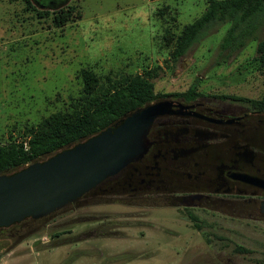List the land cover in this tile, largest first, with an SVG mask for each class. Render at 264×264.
Segmentation results:
<instances>
[{"label":"rangeland","instance_id":"374dc122","mask_svg":"<svg viewBox=\"0 0 264 264\" xmlns=\"http://www.w3.org/2000/svg\"><path fill=\"white\" fill-rule=\"evenodd\" d=\"M51 1L41 7L0 0V144L22 141L53 114L70 111L82 94L83 69L97 77L99 92L160 67L156 94L181 93L195 83L203 96H263L256 45L264 22L256 40L228 57L219 49L225 24L212 25L172 60L175 37L207 0H59L71 13L59 28ZM43 11L49 15L39 16ZM144 165H134L128 178L137 183L152 173L172 184L186 178L161 161L156 169ZM126 180L119 179L122 188ZM118 183V191L25 226L12 244L0 241V264H264V219L211 201L180 205L167 197L180 195L177 183L158 192L124 191Z\"/></svg>","mask_w":264,"mask_h":264},{"label":"flooded vegetation","instance_id":"af4514ba","mask_svg":"<svg viewBox=\"0 0 264 264\" xmlns=\"http://www.w3.org/2000/svg\"><path fill=\"white\" fill-rule=\"evenodd\" d=\"M32 1L37 6L47 5L43 0ZM63 4L53 0L47 7L54 10ZM166 99L182 107L174 106L170 114L153 121L147 134L148 151L138 163H145L143 168L150 170L161 161L166 167L184 171V182L175 183L180 195L167 194L180 205L195 207L211 201L264 219V107L200 93L191 100ZM143 179L145 184L137 182L130 191L158 192L175 185L152 173ZM17 226L0 228L8 244L22 229Z\"/></svg>","mask_w":264,"mask_h":264},{"label":"trees","instance_id":"16d2710c","mask_svg":"<svg viewBox=\"0 0 264 264\" xmlns=\"http://www.w3.org/2000/svg\"><path fill=\"white\" fill-rule=\"evenodd\" d=\"M61 7L54 9L56 12L51 18L52 24L58 28L63 27L71 18L70 11H65ZM38 15L45 17L49 13L43 11ZM263 22L264 0H207L203 13L185 25L175 37L171 52L172 60L179 59L194 44L207 37L208 29L212 25L225 24L228 27L219 43V49L220 56L228 57L242 50L248 42L256 40L255 35ZM256 53L259 60L264 61V39L257 43ZM158 70L160 67L128 77L122 83L111 85L100 92L97 77L89 70H81L82 94L70 111L53 114L37 128L30 129L22 141L0 144V174H13L33 162L46 159L62 149L82 142L112 126L125 115L152 102L166 98L191 100L198 96L195 83L181 93H154L153 80L158 77ZM231 98L241 103L264 107V93L258 100L233 96ZM132 171L133 167L130 166L124 169L122 174L107 178L62 210L80 207L85 199L94 196L98 198L112 192L119 179L123 177L128 179ZM106 182L109 184L105 188L102 185ZM54 214L56 213L39 220L24 219L17 223V227L24 228L31 223H41ZM4 232L0 231V238L3 240L7 237Z\"/></svg>","mask_w":264,"mask_h":264},{"label":"water","instance_id":"95a60500","mask_svg":"<svg viewBox=\"0 0 264 264\" xmlns=\"http://www.w3.org/2000/svg\"><path fill=\"white\" fill-rule=\"evenodd\" d=\"M174 106L182 107L167 99L152 102L82 142L13 174H0V228L61 211L107 178L136 165L148 151L153 121L170 114ZM140 180V185L145 184ZM122 184L120 190L133 191L137 183L128 178Z\"/></svg>","mask_w":264,"mask_h":264}]
</instances>
